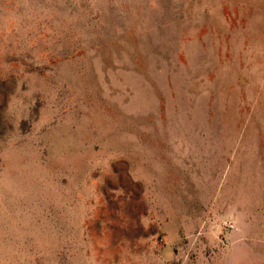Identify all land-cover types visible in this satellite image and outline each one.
Returning a JSON list of instances; mask_svg holds the SVG:
<instances>
[{
  "label": "rangeland",
  "instance_id": "1",
  "mask_svg": "<svg viewBox=\"0 0 264 264\" xmlns=\"http://www.w3.org/2000/svg\"><path fill=\"white\" fill-rule=\"evenodd\" d=\"M0 264H264V0H0Z\"/></svg>",
  "mask_w": 264,
  "mask_h": 264
}]
</instances>
